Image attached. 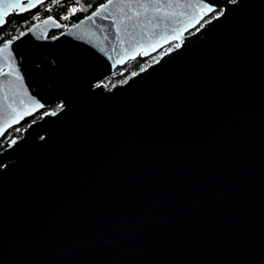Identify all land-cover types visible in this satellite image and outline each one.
<instances>
[{
	"label": "water",
	"instance_id": "95a60500",
	"mask_svg": "<svg viewBox=\"0 0 264 264\" xmlns=\"http://www.w3.org/2000/svg\"><path fill=\"white\" fill-rule=\"evenodd\" d=\"M59 28L0 53V139L60 108L0 151V264H264V0H107Z\"/></svg>",
	"mask_w": 264,
	"mask_h": 264
},
{
	"label": "trees",
	"instance_id": "16d2710c",
	"mask_svg": "<svg viewBox=\"0 0 264 264\" xmlns=\"http://www.w3.org/2000/svg\"><path fill=\"white\" fill-rule=\"evenodd\" d=\"M107 0H48L35 10L22 15L12 14L6 18L7 23L0 28V46L4 45L8 40L14 36H19L20 32H25L34 23L40 22L47 18H52L59 23H62L65 19L62 17L69 16L72 20V24L77 23L79 20L88 16L90 13L96 10V8L105 3ZM76 7L77 11L75 14H70V9ZM56 33H51L50 36H54ZM171 44L168 48L172 47ZM165 48L164 50L168 49ZM163 50V51H164ZM157 55H153L149 58H137L133 61L128 62L122 67L115 69L113 74L105 81L107 87L114 84H118L125 80L132 73L142 69L151 59ZM53 109L56 106L51 107ZM25 120L23 124L27 123ZM10 136L6 133L1 141V144L6 142Z\"/></svg>",
	"mask_w": 264,
	"mask_h": 264
},
{
	"label": "snow or ice",
	"instance_id": "6c2138e0",
	"mask_svg": "<svg viewBox=\"0 0 264 264\" xmlns=\"http://www.w3.org/2000/svg\"><path fill=\"white\" fill-rule=\"evenodd\" d=\"M43 0H25L24 3H21V0H15V2H7V0H0V5H2V10H0V27H2L3 25H5L7 23V21L5 20V17L9 14V11L10 10H19V12H24V11H27L31 8H34L36 7V5L38 3H42ZM112 0H109V3H111ZM232 3H236L237 0H231ZM142 7H144L143 5H141ZM191 7H194L195 10H196V15L192 17V19H196L197 20V23H199V19H202L204 15H207L209 13H213L215 11L214 7H213V3H197L195 5H192ZM108 8V4H105V5H102V9L103 10H107ZM159 7L156 8V11H159ZM75 11L76 9L73 10V12L71 14H75ZM100 14V10H97V12H94L92 14V16H89L88 19L89 20H92L94 16H97ZM220 15H222L223 13H219ZM199 17V19L197 18ZM63 19H67L68 16H64L62 17ZM218 18V16H213L212 19H216ZM51 19V18H49ZM129 19H131V17H129ZM209 21H205V23H209ZM45 23H47V21H45ZM189 26H192L194 27V25H192V20L190 19L188 22H187V25L183 26L185 30H187V27ZM204 25L201 24L200 27L202 28ZM197 31H199V28L196 29ZM29 31H31V29H29ZM117 31H119V29H117ZM25 35L24 32H20L19 33V36H14L12 39L8 40L6 43H4L3 47L0 48V53H3V54H8V50H9V46L13 43V41L15 39H19L20 36H23ZM183 33L180 29H173V32H172V35H171V39L172 40H179L181 39ZM56 37H53V39H55ZM160 39H163L166 43L168 42V37L167 36H164V37H161ZM159 44V40L155 41L154 44H151L149 45V47H153L155 48V46ZM182 46V43H176L174 44L172 47H170L168 49V52H171L173 51L174 49H179L180 47ZM132 51H136V48L133 47L132 48ZM125 55H128V53H125ZM124 57H121V60H123ZM119 62V61H117ZM133 75H136V73H133ZM17 79H19V76L17 77ZM40 107H43V105L41 104H34L33 105V108H40ZM60 108L57 109V111H59ZM30 114L27 110L24 111L23 115H28ZM56 115L57 112H52V113H44V115ZM19 118H22L21 117V114L20 113H17L16 116H14L12 118V122H19ZM17 131H19V129H17ZM16 141L15 140H12L11 141V144H15Z\"/></svg>",
	"mask_w": 264,
	"mask_h": 264
},
{
	"label": "flooded vegetation",
	"instance_id": "af4514ba",
	"mask_svg": "<svg viewBox=\"0 0 264 264\" xmlns=\"http://www.w3.org/2000/svg\"><path fill=\"white\" fill-rule=\"evenodd\" d=\"M215 14H217V13L212 14L210 17L206 18L205 20H208V19L212 18ZM104 83H105V82H104ZM105 85H106V84H105ZM114 85H116V84H114ZM114 85H112V86H114ZM110 87H111V86H110ZM56 109H57V106H56L55 109L50 108V109H47V110L40 111V112L36 113L35 115H33V116H31V117L25 119V120H28L27 123L23 124V122L25 121V120H24L23 122H21V123L18 124L17 126L12 127V128H10L9 130H7L6 133H8V135L10 136V138H9L6 142H4V143L1 144L2 146H0V151H2L4 148H6L7 145H8V143H9L10 141H12L13 139H18V138H20L21 133H22V130H23L28 124H30L31 122H34V121L38 120V119L40 118V116H41L43 113H45V112H47V111H49V110H56ZM17 129H19V131H17ZM6 133H5V134H6ZM5 134H4V135H5ZM4 135H3V136H4ZM1 139H2V138H1ZM1 139H0V141H1Z\"/></svg>",
	"mask_w": 264,
	"mask_h": 264
},
{
	"label": "built area",
	"instance_id": "2783aa9c",
	"mask_svg": "<svg viewBox=\"0 0 264 264\" xmlns=\"http://www.w3.org/2000/svg\"><path fill=\"white\" fill-rule=\"evenodd\" d=\"M75 9V8H74ZM76 11H77V8H76ZM75 11V13H76ZM73 12V10L70 11V14ZM73 15V14H71ZM72 25V20L71 18L68 16L67 19H65L62 23H60V28H59V31L57 32V34H59L60 32H63L65 31L69 26Z\"/></svg>",
	"mask_w": 264,
	"mask_h": 264
},
{
	"label": "rangeland",
	"instance_id": "374dc122",
	"mask_svg": "<svg viewBox=\"0 0 264 264\" xmlns=\"http://www.w3.org/2000/svg\"><path fill=\"white\" fill-rule=\"evenodd\" d=\"M74 8L76 9V7H72V8L70 9V11H71V10H74ZM156 57H157V56H156ZM156 57L153 58V59H151L147 64H149V63L152 62L154 59H156ZM147 64H146V65H147ZM146 65H145V66H146ZM145 66H144V67H145Z\"/></svg>",
	"mask_w": 264,
	"mask_h": 264
}]
</instances>
